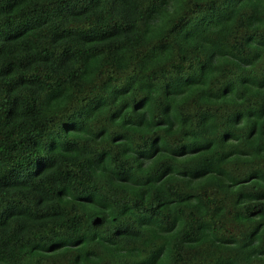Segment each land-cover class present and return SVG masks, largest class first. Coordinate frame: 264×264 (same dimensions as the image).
<instances>
[{"label": "trees", "instance_id": "trees-1", "mask_svg": "<svg viewBox=\"0 0 264 264\" xmlns=\"http://www.w3.org/2000/svg\"><path fill=\"white\" fill-rule=\"evenodd\" d=\"M0 264H264V0H0Z\"/></svg>", "mask_w": 264, "mask_h": 264}]
</instances>
